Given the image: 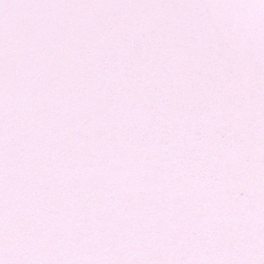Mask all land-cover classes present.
Listing matches in <instances>:
<instances>
[{"label": "snow or ice", "instance_id": "6c2138e0", "mask_svg": "<svg viewBox=\"0 0 264 264\" xmlns=\"http://www.w3.org/2000/svg\"><path fill=\"white\" fill-rule=\"evenodd\" d=\"M0 264H264V0H0Z\"/></svg>", "mask_w": 264, "mask_h": 264}]
</instances>
